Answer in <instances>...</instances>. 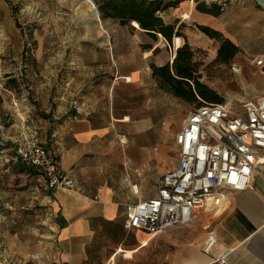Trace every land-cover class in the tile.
<instances>
[{
	"label": "crops",
	"instance_id": "crops-1",
	"mask_svg": "<svg viewBox=\"0 0 264 264\" xmlns=\"http://www.w3.org/2000/svg\"><path fill=\"white\" fill-rule=\"evenodd\" d=\"M229 1L185 0L163 13L164 23L182 35L172 45L134 23L100 21L109 36L75 40L65 72L52 71L51 85L37 88L33 131L75 184L73 191H52L56 237L39 264H138L145 255L150 264L158 250L171 263L173 249L180 264H264L262 177L252 190L230 194L223 209L196 212L189 226L154 238L125 226L128 208L156 197V174L165 172L156 144L172 95L160 89L152 67L171 63L176 39L180 48L189 40L188 27L209 28L233 44L236 24L263 27L264 10L256 3L263 17L241 20L228 13ZM203 3L221 7V15L201 13L197 8ZM74 104L83 110L79 120ZM211 236L215 244L206 251Z\"/></svg>",
	"mask_w": 264,
	"mask_h": 264
},
{
	"label": "rangeland",
	"instance_id": "rangeland-1",
	"mask_svg": "<svg viewBox=\"0 0 264 264\" xmlns=\"http://www.w3.org/2000/svg\"><path fill=\"white\" fill-rule=\"evenodd\" d=\"M229 3L232 17H263L254 0ZM100 21L104 24L94 0H0V264H39V255L45 256L55 241L52 191L41 173L16 160L15 151L35 127L40 104L37 88L51 85L52 71L65 72L75 40L83 43L99 35L109 36L104 27L99 28ZM236 25L232 31L238 53L230 63L218 58L222 41L200 28L188 27L185 33L200 83L221 104L239 108L264 97V78L253 65L256 57L264 55V23L258 29H246L243 22ZM172 49L171 67L179 50ZM233 65L240 67L241 75L231 72ZM170 100V113L158 127L161 137L156 153L164 157L165 172L156 174V186L178 161L176 137L189 115L199 105H209L201 98L191 104L173 96ZM172 253L169 263L158 250L150 264H180L175 249ZM147 258L141 257L138 264H148Z\"/></svg>",
	"mask_w": 264,
	"mask_h": 264
},
{
	"label": "built area",
	"instance_id": "built-area-1",
	"mask_svg": "<svg viewBox=\"0 0 264 264\" xmlns=\"http://www.w3.org/2000/svg\"><path fill=\"white\" fill-rule=\"evenodd\" d=\"M253 65L264 78V55ZM234 75H241L237 65ZM75 119L83 110L74 104ZM177 166L162 176L153 199L128 208L126 228L157 237L191 225L199 210L214 212L229 203L232 193L252 190L264 179V97L239 108L231 104L205 105L191 112L176 137ZM16 160L42 174L50 191H73L74 181L63 175L56 159L30 132L16 148ZM215 244L211 236L206 251Z\"/></svg>",
	"mask_w": 264,
	"mask_h": 264
},
{
	"label": "trees",
	"instance_id": "trees-1",
	"mask_svg": "<svg viewBox=\"0 0 264 264\" xmlns=\"http://www.w3.org/2000/svg\"><path fill=\"white\" fill-rule=\"evenodd\" d=\"M185 0H94L103 22L117 21L121 25L138 23L141 30L151 36L162 35L172 45L173 39L182 37L180 31L175 34V26L166 25L161 15L171 8H176ZM201 13L218 17L221 7L213 5L209 8L205 3L197 8ZM200 29L212 39L222 41L219 50V60L230 63L238 53V48L221 33L209 28ZM193 51L186 43L178 50L173 67L167 65L163 68L152 67L153 77L161 90L171 94L176 99L186 103H196L201 98L209 105H219L222 100L208 87L200 83L193 65ZM194 85V86H193ZM205 105H199V109ZM32 173L33 170H28Z\"/></svg>",
	"mask_w": 264,
	"mask_h": 264
},
{
	"label": "bare ground",
	"instance_id": "bare-ground-1",
	"mask_svg": "<svg viewBox=\"0 0 264 264\" xmlns=\"http://www.w3.org/2000/svg\"><path fill=\"white\" fill-rule=\"evenodd\" d=\"M186 18H188V17H186ZM134 25L136 27L140 28L138 23L135 22ZM175 47H176V49H180V47H181V41L179 39H176V41H175ZM126 255H127L128 258H132L133 257V253H131V252L127 253Z\"/></svg>",
	"mask_w": 264,
	"mask_h": 264
},
{
	"label": "water",
	"instance_id": "water-1",
	"mask_svg": "<svg viewBox=\"0 0 264 264\" xmlns=\"http://www.w3.org/2000/svg\"><path fill=\"white\" fill-rule=\"evenodd\" d=\"M254 1L262 10H264V0H254ZM97 15L100 19V14H99L98 9H97Z\"/></svg>",
	"mask_w": 264,
	"mask_h": 264
}]
</instances>
